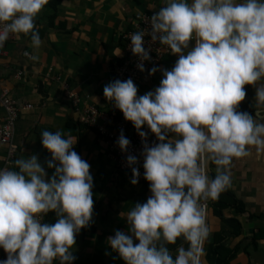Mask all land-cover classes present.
<instances>
[{"label":"clouds","instance_id":"1","mask_svg":"<svg viewBox=\"0 0 264 264\" xmlns=\"http://www.w3.org/2000/svg\"><path fill=\"white\" fill-rule=\"evenodd\" d=\"M48 2L0 0V48L10 35L30 34L39 49L36 17ZM147 22L150 31L129 37L139 70L151 60L146 35L178 59L143 95L131 78L103 88L142 140L146 125L158 141L142 152L151 195L122 213L128 234L116 230L107 243L125 264H205L207 202L232 186L235 160L264 158V0H163ZM245 85L255 88V114L238 110ZM40 136L51 153L50 177L35 154L0 168V249L7 253L0 264H73L76 234L92 220L93 177L74 150L77 138L48 130ZM117 144L126 152L130 141L121 132ZM126 161L135 185L137 157ZM49 212L53 223L44 222Z\"/></svg>","mask_w":264,"mask_h":264},{"label":"crops","instance_id":"2","mask_svg":"<svg viewBox=\"0 0 264 264\" xmlns=\"http://www.w3.org/2000/svg\"><path fill=\"white\" fill-rule=\"evenodd\" d=\"M49 4L36 17L42 40L39 49L32 46L30 34L15 35L1 48L4 56L0 58V91L8 88L14 99L34 106L17 123L18 159L37 155L50 177L54 169H48L45 162L51 159V153L41 144V132L60 131L65 137L75 136L74 150L89 163L93 177V216L90 224L76 234L73 264H125L107 238L116 230L128 234L129 225L122 213L135 203L146 201L151 195L149 184L133 185L132 178L117 169L106 141L78 120L68 97L74 91L81 98L90 96L84 102L107 107L109 100L103 95V88L122 56L124 34L136 15L158 11L163 0H61L56 9ZM177 59L178 55L170 52L153 82L137 94L158 87L162 70H171ZM19 70L27 73L25 79L16 78ZM254 98L255 88L251 86L240 103H247L246 111L252 114L256 111ZM3 114L0 107V118ZM5 155L6 148L0 145V168ZM210 174H215L214 165ZM229 190L245 211L240 213L229 206L216 214L211 201L207 215L210 234L203 260L205 264H217L213 252L222 246L232 255L228 264H264V158L235 160ZM55 219V213L49 212L47 222ZM179 244L169 245L170 252L174 253ZM5 258V251L0 249V260Z\"/></svg>","mask_w":264,"mask_h":264},{"label":"built area","instance_id":"3","mask_svg":"<svg viewBox=\"0 0 264 264\" xmlns=\"http://www.w3.org/2000/svg\"><path fill=\"white\" fill-rule=\"evenodd\" d=\"M153 12L142 13L135 16L134 22L130 29L124 34L123 41L126 45L123 49L122 56L120 57L116 67L114 69V78L120 80H126L131 78L134 84L139 88H145L151 84L157 74H149V69L152 67H157L159 69L164 58L170 53L164 50V46L158 41L152 42L150 36L146 35L144 37L146 49H150L149 55L151 60L144 61V71H140L137 67L139 63L138 57L135 56L130 48V34L147 30L150 31V24L147 22V18L153 15ZM15 37V34L10 35L9 39L6 41H11ZM4 56L3 50L0 48V58ZM1 72V63H0ZM27 76V73L23 70H19L16 74L18 80H23ZM59 80V79H58ZM68 89L69 85L66 83ZM68 100L72 106L74 113L78 116V120L94 129L98 132L101 138L106 141L109 148V154L112 157L117 169L123 173L128 174L132 178L131 167L128 166L126 157L127 155H135L137 157L138 163L135 167L138 168L140 176L138 178L139 183L149 184L143 177V147L145 143L150 146L158 142L153 133L150 132L148 128L141 129L145 131L147 135V140H142L138 135L137 130L130 121L125 120L123 113L117 109L114 104L109 100L108 105L103 110L98 109L94 104L82 101L81 96L74 91L69 93ZM0 107L4 110V114L0 118V145L6 148V155L3 159V166L1 168H14V161L18 159L19 147L16 143V128L17 123L21 115L26 111H31L34 106L29 103L20 102L14 99L11 95V91L8 88H3L0 91ZM102 119L103 123L98 124L97 120ZM124 134L126 138L129 139L130 144L126 152H122L117 144V140L121 134ZM211 200L207 202L206 212L210 209ZM48 219V214L44 216V222ZM7 253H5V257Z\"/></svg>","mask_w":264,"mask_h":264},{"label":"trees","instance_id":"4","mask_svg":"<svg viewBox=\"0 0 264 264\" xmlns=\"http://www.w3.org/2000/svg\"><path fill=\"white\" fill-rule=\"evenodd\" d=\"M48 3H50L49 4L50 7H52L53 9H56L57 6L61 3V0H49ZM122 47H123V49H125V47H126L124 41L122 43ZM113 80H115L114 75L111 78L110 82L113 81ZM250 87H251V85H245L246 89H248ZM140 89L141 88H139L138 90H140ZM85 97H86V99L82 98V101H87L90 96L86 95ZM244 104H245L244 106H241V104H240L238 110H241V111H246V109L249 110L246 107V106H248L247 103H244ZM96 107L98 109H100V110H103V108H104V107L102 108L101 106H96ZM97 123L98 124H102L103 123L102 119L101 120L98 119ZM229 206L235 207L236 210L238 212H240V213L245 211L244 205L236 198L235 194L232 191H230L229 189H227L226 191L222 192L220 194L219 198L212 202V208L214 209L216 214H220L222 212V210H224L226 207H229ZM178 243H181V241L178 240L177 244ZM213 253H214L215 257H216V263L217 264H228L229 260L232 257L231 252H228V249H223L222 246L217 247L215 252H213Z\"/></svg>","mask_w":264,"mask_h":264},{"label":"rangeland","instance_id":"5","mask_svg":"<svg viewBox=\"0 0 264 264\" xmlns=\"http://www.w3.org/2000/svg\"><path fill=\"white\" fill-rule=\"evenodd\" d=\"M83 98L86 99V97L83 95Z\"/></svg>","mask_w":264,"mask_h":264}]
</instances>
